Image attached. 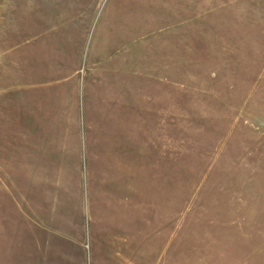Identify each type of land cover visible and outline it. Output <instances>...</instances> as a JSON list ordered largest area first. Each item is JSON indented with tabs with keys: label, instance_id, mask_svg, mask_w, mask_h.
I'll list each match as a JSON object with an SVG mask.
<instances>
[{
	"label": "rangeland",
	"instance_id": "374dc122",
	"mask_svg": "<svg viewBox=\"0 0 264 264\" xmlns=\"http://www.w3.org/2000/svg\"><path fill=\"white\" fill-rule=\"evenodd\" d=\"M84 142L160 156L168 264H264V0H0V264L79 221Z\"/></svg>",
	"mask_w": 264,
	"mask_h": 264
},
{
	"label": "crops",
	"instance_id": "0c3cea01",
	"mask_svg": "<svg viewBox=\"0 0 264 264\" xmlns=\"http://www.w3.org/2000/svg\"><path fill=\"white\" fill-rule=\"evenodd\" d=\"M100 146L96 142L89 148L84 142L78 150V159L81 160V152L85 158V168L88 160L92 182L90 192L85 181V189L79 193L78 222L71 219V190L67 187L61 220L42 221L46 233L40 240L35 225L38 211L34 206V264H41L40 257L44 254L43 262L49 261L47 255L58 254L63 264H168L166 196L161 188L160 156L157 158L154 153V159L147 165L142 161L136 163L143 157L133 158V153L126 166L123 163L127 160L126 151L123 156L110 153L106 159L97 151ZM120 146L117 143L113 149ZM111 159L117 162L108 165ZM105 174L116 189L103 190L97 185ZM116 176L121 179L120 186L113 184Z\"/></svg>",
	"mask_w": 264,
	"mask_h": 264
}]
</instances>
